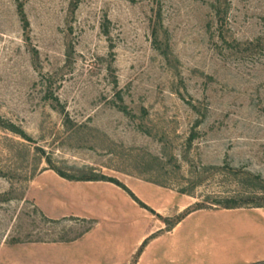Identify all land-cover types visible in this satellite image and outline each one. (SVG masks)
Wrapping results in <instances>:
<instances>
[{
	"label": "rangeland",
	"instance_id": "obj_1",
	"mask_svg": "<svg viewBox=\"0 0 264 264\" xmlns=\"http://www.w3.org/2000/svg\"><path fill=\"white\" fill-rule=\"evenodd\" d=\"M0 121L28 138L0 125V264L96 223L163 233L143 264L264 263V0H0ZM56 171L116 180L160 218L104 181L86 218L101 198L73 201L90 187Z\"/></svg>",
	"mask_w": 264,
	"mask_h": 264
},
{
	"label": "crops",
	"instance_id": "obj_2",
	"mask_svg": "<svg viewBox=\"0 0 264 264\" xmlns=\"http://www.w3.org/2000/svg\"><path fill=\"white\" fill-rule=\"evenodd\" d=\"M85 185L90 187L88 188L89 190L85 188V192L74 194V198L72 199L76 201L77 197L82 196L93 197L95 199V196L98 195L101 198L97 200L98 202L96 200V202L94 200L88 201V204L84 205L85 207H82L83 209H81L79 213L86 218L91 219L95 217L102 220V218H104V212L108 209V205L105 204L103 196L109 189L113 188L109 186V188L101 189L98 188L101 187L99 183L93 184V182H85ZM92 187L94 188L92 189ZM56 205L58 204L56 203ZM141 210L145 216L151 219V215L149 216L144 209ZM194 215L198 214L196 212L190 214L177 223L170 232L165 233L173 234L178 231L184 222ZM98 228H100V225L96 223L95 226L90 228L86 233L69 242L36 243L14 246L11 248L10 252L13 251L12 253L16 254L17 262L15 264H143L148 251L151 249L154 242L163 234L162 233L160 236L158 235L159 237L156 235L157 237L155 236V238H153L155 231L158 229L156 228L157 230H154L153 225L150 224L149 227H145V229L141 231L140 235L132 243L127 240L118 242L114 239L94 236Z\"/></svg>",
	"mask_w": 264,
	"mask_h": 264
},
{
	"label": "trees",
	"instance_id": "obj_3",
	"mask_svg": "<svg viewBox=\"0 0 264 264\" xmlns=\"http://www.w3.org/2000/svg\"><path fill=\"white\" fill-rule=\"evenodd\" d=\"M17 15L19 17V20L21 22V26H22V31L24 33V36L26 38V40L28 39L29 37V30H30V25H29V21L26 17V14H25V10H24V6L21 2H19L17 4ZM56 104L58 105L59 102H58V99L57 98H54L53 99ZM122 111H125L124 108H121ZM0 125L4 128V129H7L8 131L16 134V135H19L20 137L22 138H27V136L24 134L23 131H21L20 129H18L17 127H15L14 125L12 124H5L4 122H1L0 121ZM56 174L64 179V180H67V181H75V182H98V181H104V182H108V183H111L119 188H121L123 191H125L126 193L129 194V196L132 198L133 201H135L141 208L149 211L150 213L156 215L157 217L160 218L159 214L155 213L153 210H151L150 208H148L145 204H143L142 202H140L135 196L134 194H132V192L130 190H128L126 187H124L123 185H121L120 183H118L116 180H113V179H107L103 176H96L94 174H90V176H81L79 178H76V177H73V176H68L66 175L65 173L61 172V171H56ZM216 205H219V206H222L223 209H227V210H231V209H237V208H241L243 205H244V201L241 200V199H225L223 201H217L215 202ZM254 207H263L264 206L262 204L258 205V204H255ZM200 208H196V209H191V210H188V212H186V215H188L189 213H191V211H197L199 210ZM181 219H184V218H181ZM180 220H178V222H176L174 225L172 226H168L169 228H173L177 223H179ZM90 229V228H89ZM88 229V230H89ZM170 229V230H171ZM88 230H86L84 233H86ZM169 231V230H168ZM84 233H82L81 235H83ZM81 235L77 236L76 238H74L73 240L77 239L78 237H80ZM72 241V240H71ZM60 242H69V241H60ZM145 243V242H144ZM260 264H264V263H260Z\"/></svg>",
	"mask_w": 264,
	"mask_h": 264
}]
</instances>
